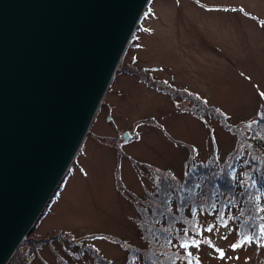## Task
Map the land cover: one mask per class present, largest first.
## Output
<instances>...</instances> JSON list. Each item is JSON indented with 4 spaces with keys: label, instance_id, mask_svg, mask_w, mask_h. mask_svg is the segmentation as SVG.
I'll use <instances>...</instances> for the list:
<instances>
[{
    "label": "rangeland",
    "instance_id": "1",
    "mask_svg": "<svg viewBox=\"0 0 264 264\" xmlns=\"http://www.w3.org/2000/svg\"><path fill=\"white\" fill-rule=\"evenodd\" d=\"M142 75L159 84L148 85ZM165 82L167 92L158 88ZM183 89L235 125L264 114V0H150L68 174L18 249L30 253L29 264H101L93 251L110 264H126L146 247L149 230L139 229L134 203L156 188L157 173L171 172L182 183L197 164L222 171L234 157L242 177L255 168L246 153L235 152L239 141L217 119L183 110L192 103L169 93ZM241 181L218 203L250 205L248 182ZM256 208L250 205L247 213L255 224L264 216ZM206 210L197 213L199 237L213 246L188 249L200 264H264L260 241L231 248L238 238V208L227 214L232 219L226 227ZM210 224L213 231H204Z\"/></svg>",
    "mask_w": 264,
    "mask_h": 264
},
{
    "label": "water",
    "instance_id": "2",
    "mask_svg": "<svg viewBox=\"0 0 264 264\" xmlns=\"http://www.w3.org/2000/svg\"><path fill=\"white\" fill-rule=\"evenodd\" d=\"M149 2L0 0V264L68 174Z\"/></svg>",
    "mask_w": 264,
    "mask_h": 264
},
{
    "label": "trees",
    "instance_id": "3",
    "mask_svg": "<svg viewBox=\"0 0 264 264\" xmlns=\"http://www.w3.org/2000/svg\"><path fill=\"white\" fill-rule=\"evenodd\" d=\"M137 74H139V72H137ZM141 79L143 81L146 80V83L151 86H153V84H159V80L152 83L149 75H142ZM165 83H161V86L159 85L158 88L167 92V88H170V86ZM169 93L173 97H177V95L183 96L184 100L192 103L190 104L191 106L183 107V110L190 111L192 114H195V116L208 114L217 119L218 122L235 135L237 141H239L240 145H238V143L237 145L240 149H236L235 152L246 153L247 163L250 162L254 164L255 168L252 170L246 169L242 177L241 174L238 173L239 158L234 157L230 160L228 167L222 171H220L218 167L213 166V164H197L187 172L186 181L182 183L174 179L171 172H167V174L163 175L157 173L158 179L156 181V188L152 192H149L142 200L134 203L141 223L139 229L143 234L149 230L148 234L144 237L147 243L146 247L145 249L136 250V252L129 257L126 264L139 263L140 256H144L143 264H173V261H175V264H187V258H177L183 257L184 253V249L179 247V243L182 239H188L192 236L193 233L191 229L193 227L198 228L201 233H203V229L200 226V219L197 216L199 209H207L206 211L218 217L220 223L224 224L225 219L229 220L226 218L228 217L227 214L233 216V213L236 212L238 208L240 218H238L237 222L239 224H235L236 228H238L237 240L241 238L242 234L246 231L249 235L258 233V225L264 223V220L257 224L252 223L247 216L250 205L251 207H257L255 197H262L259 201V206L264 198V191H257V189L251 188L250 180L251 176H255L258 181V188L264 189V114H260L258 118L250 124L244 122L235 125L227 121V116L221 110L211 106L205 99L200 98L198 95L186 89H183L182 93L174 90ZM197 108H199L200 111ZM197 117L200 118L199 116ZM235 152L233 151L232 155L235 154ZM233 170L236 174V180L230 181L227 178V174ZM240 180H243L246 185L248 182L245 197L246 194L249 195L250 205L246 204V202L241 205L237 204L236 199L233 201L222 199L220 203H218L219 195L223 197L225 194L224 192L230 190V185H234L232 188H239L236 181ZM197 184H201L200 189L196 187ZM191 190L195 191V195L191 194ZM228 193L229 195L231 194V192ZM213 203H215V208L212 207ZM194 212L195 216L193 215ZM221 214H223L222 218ZM245 221L248 223L245 224ZM186 228L190 230L188 237L184 235V229ZM68 237L71 244H78L80 241L71 237V235H68ZM196 238L202 239L199 236ZM163 241L165 243L160 244V242ZM169 241H171V243ZM43 242L47 243V241L44 240ZM93 253L96 254L97 262L101 264H110L97 252L93 251ZM29 254V252L23 254V252L20 253L17 250L8 264L11 262H14V264H29L32 259ZM195 261L196 257L193 255V264H195Z\"/></svg>",
    "mask_w": 264,
    "mask_h": 264
},
{
    "label": "snow or ice",
    "instance_id": "4",
    "mask_svg": "<svg viewBox=\"0 0 264 264\" xmlns=\"http://www.w3.org/2000/svg\"><path fill=\"white\" fill-rule=\"evenodd\" d=\"M219 178V177H218ZM227 178L230 180V181H235L236 180V174H235V171H231L230 173L227 174ZM250 180H251V188H254V189H257V191H264V189H260L258 188V181L256 179L255 176H251L250 177ZM241 185L243 186V181H241ZM197 188L200 187L199 184L196 185ZM230 187H234V185H230ZM191 194L192 195H195V191L194 190H191ZM256 201H257V208H256V211L257 213L261 212V211H264V208L260 207L259 206V201L262 199L261 196H256L255 197ZM230 203V202H229ZM212 207L215 208V203L212 204ZM193 215L195 216V212L193 213ZM223 214H221V218H222ZM229 219H232V217H229ZM260 220H264V216H260L259 217ZM227 223L228 221L225 220L224 221V226L226 227L227 226ZM248 222L245 221V224H247ZM216 226L215 225H208L206 228H204V231H207V232H212L213 229L215 228ZM258 233L254 234V235H249L247 233V231L245 233L242 234L241 238H239L235 243H233L231 245V248L233 250H236L237 248H240L244 245H247V244H251V243H255L257 241H260L261 244L259 246H264V223H260L258 225ZM189 229H184V235L186 237L189 236ZM192 231V236H190L188 239H182L179 243V247L184 249V253H183V257H177L178 259H184V258H187V264H193V253L188 251L189 248H196L197 250H199V247L202 243H208V245L211 247L213 246L211 244V241L207 240V239H197L196 237L197 236H202V233L201 231L196 228V227H193L191 229ZM171 243V241H169ZM216 252H218V258L220 259H223L225 254H224V251L223 249H215ZM173 264H175V261H173ZM195 264H200V261L198 258H196V261H195Z\"/></svg>",
    "mask_w": 264,
    "mask_h": 264
}]
</instances>
